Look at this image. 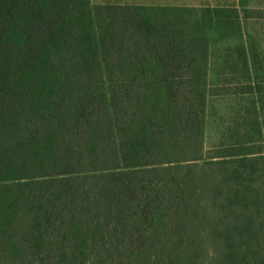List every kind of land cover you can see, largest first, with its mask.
<instances>
[{
	"label": "trees",
	"instance_id": "1",
	"mask_svg": "<svg viewBox=\"0 0 264 264\" xmlns=\"http://www.w3.org/2000/svg\"><path fill=\"white\" fill-rule=\"evenodd\" d=\"M238 16L0 0V264H264V143L206 147L211 98L264 92L211 84Z\"/></svg>",
	"mask_w": 264,
	"mask_h": 264
},
{
	"label": "rangeland",
	"instance_id": "2",
	"mask_svg": "<svg viewBox=\"0 0 264 264\" xmlns=\"http://www.w3.org/2000/svg\"><path fill=\"white\" fill-rule=\"evenodd\" d=\"M92 4L230 5L237 18L216 20L208 32L212 85L264 83V0H90ZM246 11H248V16ZM239 85V86H237ZM231 87V86H230ZM223 94L209 100L206 147L264 143V92Z\"/></svg>",
	"mask_w": 264,
	"mask_h": 264
}]
</instances>
